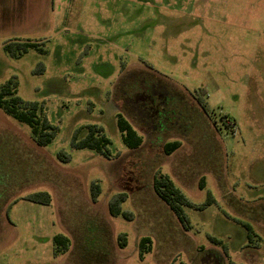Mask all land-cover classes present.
<instances>
[{"label": "rangeland", "instance_id": "obj_1", "mask_svg": "<svg viewBox=\"0 0 264 264\" xmlns=\"http://www.w3.org/2000/svg\"><path fill=\"white\" fill-rule=\"evenodd\" d=\"M28 40L40 46L21 57L5 48ZM12 79L58 131L39 146L0 107V264H264V0H0V87ZM157 82L167 92L142 116L127 98ZM90 125L111 156L74 146ZM161 173L193 203L191 229L155 192ZM121 192L132 219L110 213Z\"/></svg>", "mask_w": 264, "mask_h": 264}, {"label": "trees", "instance_id": "obj_2", "mask_svg": "<svg viewBox=\"0 0 264 264\" xmlns=\"http://www.w3.org/2000/svg\"><path fill=\"white\" fill-rule=\"evenodd\" d=\"M38 42L33 41H11L5 45L6 50L14 57H21L33 48H39ZM18 82L14 79L10 80L6 84L0 87V107L5 109V111L11 114L17 120L29 125L32 130L35 142L39 146L49 145L57 134V127L54 126L49 119L44 116L38 102H32L24 100L18 95ZM202 90V89H200ZM202 107H206L208 103H203L201 100ZM207 108V107H206ZM205 108V109H206ZM118 127L123 135V140L125 144L130 149L138 148L143 143V137L138 133L133 124L126 119L124 116H118ZM89 132L86 138L74 141V146L76 148H89L96 150L97 152L105 155L111 156L112 144L109 137L104 133L102 127L96 125H90ZM180 140L169 141L164 145L166 154H172L181 146ZM58 157L62 161H68L70 156L65 152H60ZM202 183L200 186L203 188L204 179L202 178ZM154 189L157 195L170 207V209L175 213L180 222L184 225L186 229H191L192 224L189 220L188 215L185 212L186 206H193V203L189 200L186 194L179 188L173 179L167 174H157L154 178ZM100 195V186L98 183L92 184V197L96 200ZM127 193L121 192L115 195L109 203L110 213L114 216L122 215L126 219H132L133 214L129 211L123 210L122 203L127 200ZM29 200L42 203L50 204L52 201V196L48 191H38L34 192L27 197ZM214 201L212 194L208 195L207 201L204 205H209ZM204 205L197 206L203 208ZM248 229L251 230L250 226L247 225ZM215 240V238H211ZM151 238L149 236H143L139 242V250L141 256L151 252ZM54 243L56 245L57 252H65L69 248V239L65 235H57L54 237ZM120 245L126 246V235L121 234L119 236Z\"/></svg>", "mask_w": 264, "mask_h": 264}, {"label": "flooded vegetation", "instance_id": "obj_3", "mask_svg": "<svg viewBox=\"0 0 264 264\" xmlns=\"http://www.w3.org/2000/svg\"><path fill=\"white\" fill-rule=\"evenodd\" d=\"M163 85H161L159 82L153 84L151 83L149 86H143L144 87V91L141 93H136V95L134 96V98L132 99L127 98L129 103H134L136 104L135 108L138 109V112L142 115V116H149V114H151L152 112H154L155 107H157L156 103L159 102L158 99H160V95L159 97L156 96L158 93L162 94V92H167L165 91L166 89H162L161 87ZM158 97V99H157ZM201 106V104H199ZM202 110L207 114V109L203 108L201 106ZM157 111V109H156Z\"/></svg>", "mask_w": 264, "mask_h": 264}]
</instances>
